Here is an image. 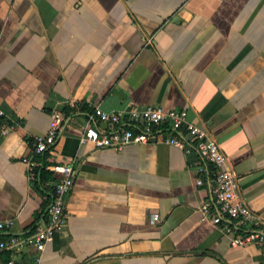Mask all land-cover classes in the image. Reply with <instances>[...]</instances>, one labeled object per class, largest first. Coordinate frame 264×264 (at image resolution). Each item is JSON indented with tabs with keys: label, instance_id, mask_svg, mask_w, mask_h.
Segmentation results:
<instances>
[{
	"label": "crops",
	"instance_id": "1",
	"mask_svg": "<svg viewBox=\"0 0 264 264\" xmlns=\"http://www.w3.org/2000/svg\"><path fill=\"white\" fill-rule=\"evenodd\" d=\"M149 105L187 110L264 221V0H0V221H13L0 238L45 223L50 166L74 169L63 229L42 251L0 250V264H264V244L233 243L254 225L202 218L203 203L216 211L213 166L165 142L166 127L122 149L81 141L105 125L96 106ZM53 109L59 134L36 153Z\"/></svg>",
	"mask_w": 264,
	"mask_h": 264
},
{
	"label": "built area",
	"instance_id": "2",
	"mask_svg": "<svg viewBox=\"0 0 264 264\" xmlns=\"http://www.w3.org/2000/svg\"><path fill=\"white\" fill-rule=\"evenodd\" d=\"M72 106H78L70 101ZM106 111L95 107V114L105 125H87L80 139L82 142L90 141L96 146H110L122 149L130 143H146L154 141L162 128L168 129L163 140L167 143L184 148L187 152L196 150L200 157L212 164L210 179L213 192V202L216 211L211 210L210 204L205 202L201 209L203 219L213 223H220L226 231H234L235 224H248L251 226L242 235H236L233 243L264 244V221L240 198L237 191L235 173L227 166V156L218 142L208 135L205 129L191 122L187 118L186 109L165 108L159 105L146 107H132L125 112ZM3 110L0 108V116ZM125 115H129L132 125L128 124ZM64 113L60 109H53L49 129L46 134L38 135L33 144V150L41 153L52 146L59 134ZM129 120V121H130ZM8 126L0 123V131L5 132ZM23 161L28 165L31 176L35 175L34 168L37 161L24 156ZM50 169L59 173L54 181V190L49 205V216L45 223L37 225L32 231L24 235L11 234L8 238H0V250L9 249L19 251L27 246H34L42 251L50 243L56 232L63 229L66 223V199L74 186V169L71 162L56 163ZM203 171V168H200ZM197 183L202 184L203 178L197 177ZM159 219L158 213L152 214V220ZM11 219L0 221V231L11 228ZM8 264H12L9 261Z\"/></svg>",
	"mask_w": 264,
	"mask_h": 264
},
{
	"label": "trees",
	"instance_id": "3",
	"mask_svg": "<svg viewBox=\"0 0 264 264\" xmlns=\"http://www.w3.org/2000/svg\"><path fill=\"white\" fill-rule=\"evenodd\" d=\"M44 172H46V171H44V169H41V176L40 177H43L44 176Z\"/></svg>",
	"mask_w": 264,
	"mask_h": 264
}]
</instances>
